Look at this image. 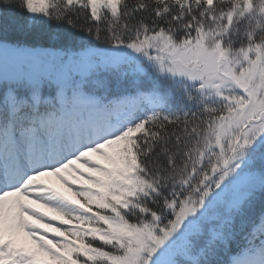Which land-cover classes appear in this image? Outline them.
<instances>
[{
    "label": "snow or ice",
    "instance_id": "6c2138e0",
    "mask_svg": "<svg viewBox=\"0 0 264 264\" xmlns=\"http://www.w3.org/2000/svg\"><path fill=\"white\" fill-rule=\"evenodd\" d=\"M0 264H264V0H0Z\"/></svg>",
    "mask_w": 264,
    "mask_h": 264
},
{
    "label": "rangeland",
    "instance_id": "374dc122",
    "mask_svg": "<svg viewBox=\"0 0 264 264\" xmlns=\"http://www.w3.org/2000/svg\"><path fill=\"white\" fill-rule=\"evenodd\" d=\"M93 159H99L98 157H93ZM75 167L79 168L80 171L85 172L87 174V169L81 168L79 165H76ZM62 176H64V179L67 180L69 183H71L74 187H80L83 183L82 181H79L77 178H75L70 173H62ZM44 182L48 184L49 187L55 188L56 190L62 192L64 195H66L69 199L73 200L74 203H79V201L76 200V198L72 195V192L69 191L64 185H62L55 177H44ZM37 208L40 212H45L46 216H55L54 213L47 212L45 209L40 208L38 205L34 206ZM61 218L56 217L54 222H58ZM47 231V230H45ZM49 236H55L54 233L48 231L47 233ZM58 238V237H57Z\"/></svg>",
    "mask_w": 264,
    "mask_h": 264
}]
</instances>
